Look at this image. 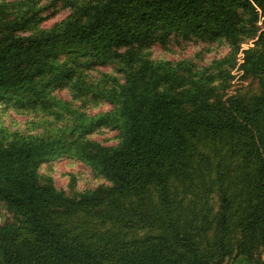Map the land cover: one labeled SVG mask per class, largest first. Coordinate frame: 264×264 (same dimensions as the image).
Masks as SVG:
<instances>
[{"label":"trees","instance_id":"16d2710c","mask_svg":"<svg viewBox=\"0 0 264 264\" xmlns=\"http://www.w3.org/2000/svg\"><path fill=\"white\" fill-rule=\"evenodd\" d=\"M63 1L71 12L43 28L34 0H0V104L57 120L0 125V205L13 214L0 264H264V0ZM250 39L239 68L254 90L227 94ZM172 40L229 51L205 66L152 58ZM98 65L113 72L94 76ZM109 127L117 144L91 137ZM66 155L108 183L70 195L41 179Z\"/></svg>","mask_w":264,"mask_h":264},{"label":"rangeland","instance_id":"374dc122","mask_svg":"<svg viewBox=\"0 0 264 264\" xmlns=\"http://www.w3.org/2000/svg\"><path fill=\"white\" fill-rule=\"evenodd\" d=\"M34 1L41 10L40 14L44 17L40 25L43 28L54 26L71 12L69 7H64L63 0ZM258 24L261 27L264 26V17H261ZM255 40L250 39L242 43L237 58L238 63L231 71L233 77L230 79V85L226 90L227 94L236 93L240 89H245V91L254 90L255 83L253 79H245L242 75L243 71L239 67L243 62V51L253 46ZM168 47L169 49H165L160 45L154 46L152 48V58H164L173 61L191 59L197 64L205 66L215 58L223 57L229 51V46L226 43L217 41L207 43L201 40H172ZM97 67V70L93 72L94 76H100L105 71L113 72V66L111 65H98ZM56 94L63 99H71V95L66 89L56 91ZM76 104L79 105L80 102L76 101ZM86 107L89 113L94 114L110 109L111 105L105 102H92ZM44 114L43 112L40 114L24 112L22 109L0 104V125L8 128L9 131H19L23 134L45 132L53 129L57 125L55 124L57 120L52 115L45 114L46 116H44ZM58 123L60 122L58 121ZM91 137L102 145H115L118 143V130L111 127L104 128L92 134ZM39 175L41 179L52 180L57 188L70 195L108 183L102 175L97 174L89 165L68 155L51 158L44 162L39 169ZM12 216V213L3 205H0V223L11 220Z\"/></svg>","mask_w":264,"mask_h":264}]
</instances>
